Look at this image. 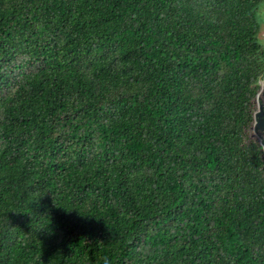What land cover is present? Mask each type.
<instances>
[{"label": "trees", "instance_id": "16d2710c", "mask_svg": "<svg viewBox=\"0 0 264 264\" xmlns=\"http://www.w3.org/2000/svg\"><path fill=\"white\" fill-rule=\"evenodd\" d=\"M264 0H0V264H264Z\"/></svg>", "mask_w": 264, "mask_h": 264}, {"label": "water", "instance_id": "95a60500", "mask_svg": "<svg viewBox=\"0 0 264 264\" xmlns=\"http://www.w3.org/2000/svg\"><path fill=\"white\" fill-rule=\"evenodd\" d=\"M262 99H264V84L253 99V103H255L257 107L256 110L253 111V121L251 124L253 136L257 138L258 144L264 154V104L261 102Z\"/></svg>", "mask_w": 264, "mask_h": 264}, {"label": "rangeland", "instance_id": "374dc122", "mask_svg": "<svg viewBox=\"0 0 264 264\" xmlns=\"http://www.w3.org/2000/svg\"><path fill=\"white\" fill-rule=\"evenodd\" d=\"M258 39L262 44H264V23L261 24V27H260V30L258 33ZM262 84H264V83H262ZM255 107H256V105L253 103V107H252L253 111L255 110ZM245 135L247 136V141H249V140L257 141L255 136H253V130L252 129L248 128Z\"/></svg>", "mask_w": 264, "mask_h": 264}, {"label": "flooded vegetation", "instance_id": "af4514ba", "mask_svg": "<svg viewBox=\"0 0 264 264\" xmlns=\"http://www.w3.org/2000/svg\"><path fill=\"white\" fill-rule=\"evenodd\" d=\"M263 104H264V99H262V101H261ZM255 104V103H254ZM256 105V104H255ZM256 107H257V105H256ZM256 107H255V110H256ZM254 110V111H255ZM252 121H253V119H252ZM252 124V123H251ZM250 129H251V125H250V127H249ZM256 138V137H255ZM257 139V138H256ZM257 142H258V140H257Z\"/></svg>", "mask_w": 264, "mask_h": 264}, {"label": "clouds", "instance_id": "9594fccd", "mask_svg": "<svg viewBox=\"0 0 264 264\" xmlns=\"http://www.w3.org/2000/svg\"><path fill=\"white\" fill-rule=\"evenodd\" d=\"M263 85V84H262Z\"/></svg>", "mask_w": 264, "mask_h": 264}]
</instances>
